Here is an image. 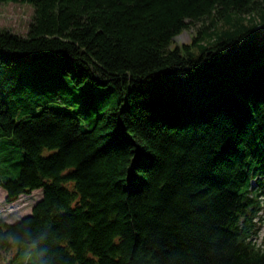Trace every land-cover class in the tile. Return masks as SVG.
Masks as SVG:
<instances>
[{
    "label": "trees",
    "instance_id": "1",
    "mask_svg": "<svg viewBox=\"0 0 264 264\" xmlns=\"http://www.w3.org/2000/svg\"><path fill=\"white\" fill-rule=\"evenodd\" d=\"M0 2V264H264V0Z\"/></svg>",
    "mask_w": 264,
    "mask_h": 264
},
{
    "label": "rangeland",
    "instance_id": "2",
    "mask_svg": "<svg viewBox=\"0 0 264 264\" xmlns=\"http://www.w3.org/2000/svg\"><path fill=\"white\" fill-rule=\"evenodd\" d=\"M33 8L25 3L0 2V28H5L15 33L24 35L27 32L28 24L32 19ZM196 32L195 27L184 30L174 38L175 44L190 43L192 36ZM62 110L74 112L73 107L63 105ZM42 196V189L38 188L29 194H22L13 202L5 201V192L0 187V220L15 222L31 212L36 201ZM259 242L264 243V210L261 214L259 229ZM27 256L20 258L19 261L34 263L36 261L35 245H25ZM10 256V255H9ZM17 262V261H16ZM18 264V263H16Z\"/></svg>",
    "mask_w": 264,
    "mask_h": 264
}]
</instances>
